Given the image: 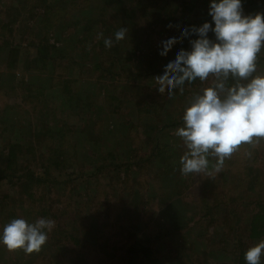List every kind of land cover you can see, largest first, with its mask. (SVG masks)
Masks as SVG:
<instances>
[{
	"label": "rangeland",
	"instance_id": "374dc122",
	"mask_svg": "<svg viewBox=\"0 0 264 264\" xmlns=\"http://www.w3.org/2000/svg\"><path fill=\"white\" fill-rule=\"evenodd\" d=\"M36 3L0 0V31L8 26L17 30L9 38L1 34L4 31L0 33V176L33 171L44 179L28 190L35 196L25 193L23 202L16 178L9 175L0 179V193L8 194L5 200L0 198V229L14 218L29 222L49 218L55 227L48 233L51 240L48 238L39 252L26 254L0 245V264H126V245L135 237L151 245L164 264H212L217 251L210 248L209 237L215 238L216 244L225 237L229 246V234L234 237L240 233L249 246L264 239V235L254 240L246 235L253 202L264 200V146L260 138H254L253 144H241L218 170L215 157L209 156L206 172L216 169L219 174L218 180L210 181L212 188L203 184L206 172L186 176L179 190L180 208L185 213L181 219L170 208V197L176 190L169 182H165L168 188L153 183L154 174L133 165L135 170L128 172L124 162L129 154L149 152L156 134L164 132L177 141L178 151H186L182 138L177 140L176 129L183 126L184 110L195 94L208 87L214 77L210 75L203 82L197 79L169 96L157 91L154 79L140 74L162 68L159 45L168 35L179 33L182 25L211 21L209 0H48V5L64 9L50 37L66 55L57 66L52 61L53 68L47 70L39 68L35 47L44 35V10L34 7ZM243 9L246 14L264 12V0H243ZM122 26L127 27L126 38L116 41L114 34ZM105 38L113 40L111 48L105 47ZM16 45L21 53L13 67L8 50ZM102 47L107 50L104 60L113 73L127 71L133 77L103 74L96 66ZM177 47L190 45L186 39L178 40L167 58ZM112 56L115 63L110 66ZM258 61L255 74L264 73V50ZM53 75L75 79L80 96L75 94L73 100L63 96L52 85ZM26 84L44 86L45 96L26 103V96L20 93ZM151 97L160 103L166 99L161 115L141 113L140 107ZM64 123L78 131L79 154L73 157L68 146L70 154L63 157L64 163L47 170L49 160L59 158L50 151L47 130L55 131ZM91 130L97 132L94 138ZM8 143L19 147L18 162L9 170ZM203 194V202L214 201L216 205L213 225L204 220ZM227 200L237 203L238 209L230 212ZM46 208L51 212L45 214ZM62 214L64 219L56 217ZM230 215L236 222L233 230L228 227ZM73 235L81 238L89 251L75 245Z\"/></svg>",
	"mask_w": 264,
	"mask_h": 264
},
{
	"label": "clouds",
	"instance_id": "9594fccd",
	"mask_svg": "<svg viewBox=\"0 0 264 264\" xmlns=\"http://www.w3.org/2000/svg\"><path fill=\"white\" fill-rule=\"evenodd\" d=\"M208 15L211 21L182 25L179 33L160 42L162 57L168 56L178 40H188L190 47H177L153 77L157 91L169 96L176 89L183 91L186 82L214 77L185 108L183 126L175 132L186 147L179 160L185 176L206 172L209 156L215 157L218 170L241 144L264 138V73L255 74L258 54L264 50V12L246 14L243 0H209ZM126 35L127 27L122 26L115 40ZM104 45L111 48L113 40L105 38ZM54 227L55 221L49 218L35 222L14 218L0 229V245L26 254L39 252ZM262 256L264 239L244 253L246 264H261Z\"/></svg>",
	"mask_w": 264,
	"mask_h": 264
},
{
	"label": "trees",
	"instance_id": "16d2710c",
	"mask_svg": "<svg viewBox=\"0 0 264 264\" xmlns=\"http://www.w3.org/2000/svg\"><path fill=\"white\" fill-rule=\"evenodd\" d=\"M47 2L48 0H37V3L34 5V7L40 6L44 10L43 17L41 19V25H42V28L44 29V35H43V38L39 42H37L35 45L37 54H38V63L40 65L39 68L44 69V70L53 68V65L51 66L50 64L52 61H53V64H56L57 66L64 59L65 57L64 55H66L65 51L62 49L63 50L62 52V50L59 47H57L56 41H52L50 37L52 31H54L57 24L61 22L62 20L61 14L64 12V9H61V7L56 6V5L55 6L48 5ZM23 8L25 9L26 6H24ZM60 12L61 14H59ZM12 21L13 20H11V22ZM3 27L5 26L3 25ZM2 31H0V33L2 32L1 34H4L8 38L17 33V30L14 26H8L7 28H3ZM209 35L212 36V33H209ZM6 43H11V42H6ZM8 52H9L8 62L10 61L11 62L10 66L14 67L17 64V61H18L17 59H19V55L21 53L20 46L18 45L12 46L11 48H9ZM98 52H99V58L96 62V66L101 69L103 74H108V75L117 76V77H124V76L133 77L132 73L127 72V71L117 73V74L113 73L112 70L108 67L109 65L108 61L106 62V60H104L107 50L104 49V47H102L100 48ZM161 58L163 59H162V63L160 64V67L163 68L164 63L168 58L167 57L166 58L161 57ZM109 63H110V66H112V64L115 63V58L113 56L109 60ZM258 64H259V61L257 62V65ZM162 68H156L155 72L147 73L144 71L145 73L144 72L141 73L140 76L141 77L146 76L148 78L154 79L153 77L157 75V73H160L162 71ZM50 73H51V70H50ZM52 79H53V82H52L53 87L57 91H60L62 95L63 94L67 95V97L70 100H73L75 98V94L80 96L79 91H78L79 88L77 84L75 83L76 82L75 79L73 81L72 79H69L63 76L59 78L58 76H55V75H53ZM232 82H235V81H232ZM193 83L194 82H191V83L186 82L185 85L183 86H186L188 84H193ZM74 84H75V88H73ZM23 86L24 87L21 88L20 93L26 96V100H25L26 103H28L29 101L34 103L36 101H39L41 99L40 97L45 96V91H44L45 89L43 88L44 86L37 87L34 84H26ZM165 97H167V95ZM151 99L152 100L148 104L140 107L141 113L151 114V115H161L166 108V103H167L166 99L164 98L162 103H160V100L156 99L155 97L154 98L151 97ZM31 102L29 103L31 104ZM34 109L36 108L34 107ZM52 129L53 128H50L47 130V133L49 134L48 143L50 146V151L53 152V156H58L59 158L57 160H54V159L49 160V164H47L46 166L48 167L47 170H49L53 164L55 166H59L64 163L63 157L67 158L68 156L67 154H70V150L67 151L68 146H70L71 152L73 154L72 156L73 157L75 156V158L79 154L78 151L80 148L79 145H76L78 131L74 129L73 126H70L69 123H64L58 126L55 131H53ZM89 132L92 138H94V136L97 133L92 130ZM135 132H137V129L134 131V133ZM156 135H157V139L155 140L149 152L143 154L138 151V153L135 152L134 154H129V156H127L128 159L124 161L127 166L126 169H128L127 171L130 172V171H134L135 168L137 167L140 171L146 170L148 174H154L155 176L152 177L153 183L164 184L166 186L165 182L166 181L169 182L170 188L172 190H176L173 193L171 192L172 193L171 195L174 196V199H173V196L171 195H170L171 197L169 196L171 199L170 208L173 210L175 215L177 214V216L175 217L178 219H181L180 217H185L184 216L185 213L183 209L180 208L182 206L181 202L183 201L181 200V197H180L181 191L179 190L181 189V186L184 185V183L187 180V177L180 172L179 160H180V157L183 155V153L181 150L179 151L177 150V146L179 145L177 141L174 142L172 140L171 134H169L168 132H164L163 134H159V135L156 134ZM161 136H164V139L161 138ZM176 137H177V140H179L178 136ZM259 142L260 144L264 146V138H260ZM6 148L8 149L6 168L9 170V169H12L13 165L17 164L18 162L17 156L19 155V149H18L19 147L15 143H8ZM113 153L115 152L112 151L111 154ZM117 157H119V155ZM214 162L216 163V160H214ZM131 165L135 166V168L133 169ZM96 171H99L97 166H96ZM8 174L10 176L13 175L16 178L17 180L16 185L21 190L20 199L22 200V202H23L25 193H28L29 196L34 197L35 196L34 193L28 190H31L33 188V185L36 182L40 183V182H43L44 180L41 176H38V177L35 176V173L33 171H26V173H23L21 175H18V174L14 175L11 173H8ZM206 174L207 176L204 178L203 184L209 188H212L210 181L218 180L219 174L216 171V169H212L208 173L206 172ZM9 175L4 174L0 176V179L7 178L9 177ZM102 185H103L102 182L98 183L97 187L101 189ZM174 193H177L176 197ZM204 195L205 194L202 195V199H201L202 202L204 199ZM7 196L8 194L0 193L1 200H5ZM20 199L18 197V201ZM229 199L231 200L232 198H228V200ZM228 200L227 202L230 203V201ZM213 202L209 204L208 202H203L201 204V208L203 210H206V212H204L205 223L206 224L210 223V225H213L214 221L216 220L215 215L217 214V210L215 209L216 205ZM236 204L237 203H230L229 205L230 212H231V208L233 210H235L236 208L238 209ZM253 205L254 206L249 215V221L247 223V230H246L247 239H251V240L259 239L260 237L264 235V200L254 201ZM176 207L180 209H177ZM50 212L51 211L48 210V208L45 209V214L46 213L48 214ZM63 214L61 216H56V217L59 218L60 220L64 219L65 216H63ZM234 220L235 218L232 216L228 218V227L232 228L231 226L236 223V222L234 223ZM237 229H240V226H238ZM231 230H233V228ZM159 237H162V234H160ZM48 238L51 240V237L49 235H48ZM72 238L74 240L75 245H79L80 248L83 250V252L87 249L89 251L90 247L84 246L82 244L83 240L81 238L75 235H73ZM228 240L232 241V244L230 246L225 241V237H222V236L220 237L219 241L221 244H216L215 242L216 239L213 237H209V243L211 246L210 248L213 251L214 250L217 251V258L215 259V261L212 262V264H246V261L244 259V253L250 247L246 239L243 237V235L238 233L234 237L231 234H229ZM125 253L128 259L127 261H123V263L127 262L126 264H164L163 259L156 255L155 249L151 245L147 244L146 242H143L138 237L131 238L129 240V242L126 245Z\"/></svg>",
	"mask_w": 264,
	"mask_h": 264
}]
</instances>
